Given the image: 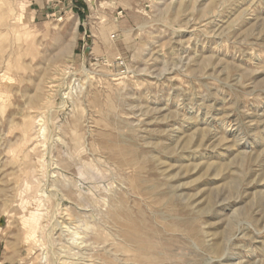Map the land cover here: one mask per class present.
<instances>
[{
	"label": "rangeland",
	"instance_id": "rangeland-1",
	"mask_svg": "<svg viewBox=\"0 0 264 264\" xmlns=\"http://www.w3.org/2000/svg\"><path fill=\"white\" fill-rule=\"evenodd\" d=\"M0 264H264V0H0Z\"/></svg>",
	"mask_w": 264,
	"mask_h": 264
}]
</instances>
